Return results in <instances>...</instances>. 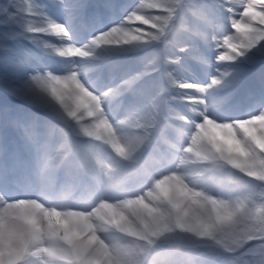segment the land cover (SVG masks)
I'll use <instances>...</instances> for the list:
<instances>
[{
  "label": "clouds",
  "instance_id": "1",
  "mask_svg": "<svg viewBox=\"0 0 264 264\" xmlns=\"http://www.w3.org/2000/svg\"><path fill=\"white\" fill-rule=\"evenodd\" d=\"M112 2L115 15L100 20L70 18L73 0H31V14L14 19L0 10V94L14 102L0 104V220L17 212L14 264H84L88 237L69 234L57 218L66 209L91 214L105 198L53 166L49 140L63 127L58 96L66 83L105 101L110 114L120 91L125 108L153 117L145 158L186 192L182 203L161 205L168 229L138 242L139 264H264V147L239 135L264 124V60L234 85L222 73L246 67L244 54L218 62L221 41H238L236 24L252 23L248 0ZM251 3L261 18L255 27L264 29V0ZM92 52L101 58H81ZM210 126L236 133L243 154ZM21 206L37 211L26 218ZM100 236L96 247L130 242L115 231ZM7 250L0 245V264H13Z\"/></svg>",
  "mask_w": 264,
  "mask_h": 264
},
{
  "label": "bare ground",
  "instance_id": "2",
  "mask_svg": "<svg viewBox=\"0 0 264 264\" xmlns=\"http://www.w3.org/2000/svg\"><path fill=\"white\" fill-rule=\"evenodd\" d=\"M27 2H31V0H27ZM21 3L25 7L27 6L26 0H21ZM252 5L253 7L248 11V14L252 17V23L250 24L255 27L257 23L261 22V18L257 6L254 3ZM79 51L77 50V54ZM81 58L100 59L101 57L92 52ZM74 86L66 83L58 96V103L63 108L59 118L64 122H71L82 117L86 107L92 109V115L95 116V119L81 126L80 132L75 133L85 135L84 132L88 131L96 138L102 137L98 149L88 148L86 151L93 161L92 167L96 179L93 184V191L102 192L105 194V198L94 208L91 214L84 213L82 209L62 210L57 218L58 222L69 234L88 237L89 247L85 249V252L90 251V253L87 256H84V254L80 256L84 264H92L94 260L93 264H98L103 260L104 264H139L138 258L143 249L138 242L142 240L129 235V233L137 237L144 235V231L139 225V217L144 215L147 232L154 233V238L164 235L168 225L161 205L178 203L180 197H184L186 192L178 180L167 177L159 168L154 170L151 178L139 187L132 185L130 182L123 184L122 180L131 176L134 164L142 160L146 143H149L152 138L149 130H151L155 120L153 117L131 108H127L124 114L119 116L118 112H122V100H118L120 91H114L112 95V111L110 114L102 106L105 101L86 97L82 93H73ZM76 105L78 107L72 110ZM142 126L147 127L148 131H145ZM262 129H264V124L256 122L255 125L242 126L239 135H243L245 139H251L256 144L264 147ZM57 130L56 135L53 131L50 137L49 148L52 154H62L63 156L60 158L62 160L69 155L68 150L74 144V141L70 135H67L68 133H65L67 129L64 127ZM209 132L216 139L243 154V149L237 146L236 133L225 135L214 126H210ZM69 171L75 176L73 169ZM137 208V220H135ZM18 211L23 213L26 218H31L37 210L34 206H21ZM16 216L17 212H11L8 217L0 220V245H8L7 254L13 259L16 258V249L12 245L17 240V234L10 221L15 219ZM113 218H116L119 222L123 232L115 229L112 224ZM109 231H115L127 237L130 242L126 245L102 243L96 247L97 240H102L100 233ZM6 235H9L10 239H5ZM93 248L94 250H92Z\"/></svg>",
  "mask_w": 264,
  "mask_h": 264
},
{
  "label": "snow or ice",
  "instance_id": "3",
  "mask_svg": "<svg viewBox=\"0 0 264 264\" xmlns=\"http://www.w3.org/2000/svg\"><path fill=\"white\" fill-rule=\"evenodd\" d=\"M26 7L22 5L21 0H8V6L0 9L10 18L14 19L18 14L28 15L31 14V2H27ZM250 11L253 7L251 0L245 5ZM116 5L112 0H96L95 3H90L88 0H73V5L68 9V15L70 18H91L93 20H100L109 15H115ZM54 31H61L53 24ZM236 30L239 36V40L234 42L231 39L222 40L223 56L220 57L219 63L229 64L235 63L237 59V53H243L246 57V67L239 72H224L222 76L225 80H229L230 84H236L242 80L249 68L260 60H264V29L253 27L250 23L245 24L243 22L236 24ZM253 53L252 55H247ZM193 59L198 61V53H193ZM191 83V81H189ZM211 83V81H209ZM224 80L217 81V84H223ZM13 93L20 91L15 85L10 86ZM207 91V89H202Z\"/></svg>",
  "mask_w": 264,
  "mask_h": 264
},
{
  "label": "rangeland",
  "instance_id": "4",
  "mask_svg": "<svg viewBox=\"0 0 264 264\" xmlns=\"http://www.w3.org/2000/svg\"><path fill=\"white\" fill-rule=\"evenodd\" d=\"M91 54V53H90ZM79 105V104H78ZM76 107H78L77 105L74 107V108H72V110L73 109H75ZM87 108V107H86ZM92 112V109H87L86 110V112H85V115H87V114H90ZM69 114V113H68ZM65 116H68V115H65ZM154 124H155V121H154V123L152 124V127H151V130H149V132L152 134L153 133V126H154ZM141 126V125H140ZM142 128L145 130V131H148V128L147 127H145V126H142ZM85 131V130H84ZM66 133V132H65ZM85 133H90V132H88V131H85ZM67 134V133H66ZM91 134V133H90ZM68 136H69V134H67ZM102 138V137H101ZM61 156L62 155H60V154H53V161H52V163H53V165H55V163L57 162V160H59V158H61ZM123 180H125V179H123ZM122 180V181H123ZM126 181V180H125ZM124 181V182H125ZM182 201V197H180V201L178 202V203H180ZM137 210H138V208L136 209V211H135V220H137ZM114 219V218H113ZM116 221V219L114 220V222ZM116 227L117 228H119V225H116ZM120 229V228H119ZM151 233V232H150ZM71 235H73V234H71ZM5 239H10V237H9V235H6L5 237H4ZM96 240V239H95ZM62 258H64V259H67L66 257H62ZM98 258V257H97ZM15 262V259H13V263ZM95 262V260L92 262V264Z\"/></svg>",
  "mask_w": 264,
  "mask_h": 264
}]
</instances>
